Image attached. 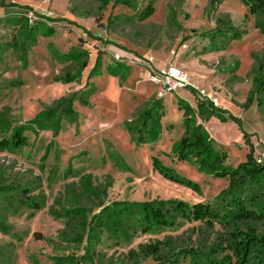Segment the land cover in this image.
I'll return each mask as SVG.
<instances>
[{"label": "rangeland", "instance_id": "1", "mask_svg": "<svg viewBox=\"0 0 264 264\" xmlns=\"http://www.w3.org/2000/svg\"><path fill=\"white\" fill-rule=\"evenodd\" d=\"M106 1L0 0V140L26 138L0 150V264H192L190 253H214L245 228L228 215L227 180L174 147L200 125L224 165L264 157V33L240 0H155L143 21L145 0ZM169 67L189 85L161 96L148 74ZM53 107L55 123L41 114ZM202 151L210 162L214 152ZM245 185L237 196L262 210L264 185ZM170 200L223 219L174 214L171 227L140 232L141 208L127 204L161 201L172 213ZM155 244L157 260L143 249Z\"/></svg>", "mask_w": 264, "mask_h": 264}, {"label": "trees", "instance_id": "2", "mask_svg": "<svg viewBox=\"0 0 264 264\" xmlns=\"http://www.w3.org/2000/svg\"><path fill=\"white\" fill-rule=\"evenodd\" d=\"M110 1L107 0L106 3ZM114 4H120L130 7L131 6L129 0H111ZM146 3L142 7V9L137 13V19L139 21H143L149 18L154 12V2L155 0H145ZM242 5L245 8L244 20L247 19L248 16H252L254 18V26L259 29L262 33H264V0H240ZM222 19H218L217 22L223 23ZM234 29V28H233ZM235 30V29H234ZM237 31H233L229 38H235V36L242 34ZM85 65L83 62L82 66ZM79 76V75H78ZM73 80V77H61V81L68 83ZM261 77L257 78L256 81H260ZM192 90V89H191ZM264 90V89H262ZM69 98H67V101ZM65 102V104L67 103ZM202 101H200L201 103ZM259 104H262V101L259 99ZM203 103H201L202 105ZM205 104V103H204ZM212 105L209 104L210 108ZM62 108V107H61ZM56 108L46 109V113L44 114L45 118L52 119L55 123L57 121V113L54 112ZM219 109V108H217ZM59 111L58 109L56 110ZM69 112V116H74V113ZM147 110L145 109L144 114L141 116L140 127L138 128V133L145 129L148 124L147 118ZM73 113V115H72ZM192 120L188 118V124H192ZM130 124V122H129ZM194 124V122H193ZM186 125V126H187ZM195 125V124H194ZM128 130H131L128 127ZM246 137V135L244 136ZM211 139L208 138L207 133L202 129L200 125H195L194 130L189 135H184L179 140L178 144L174 147L176 151V156L179 160H186L188 156H195L196 159L200 160L201 163H205V170L208 174H210L213 178H221L227 180V189L228 193V205L227 209L228 215H231V219L233 222H237L238 224H243L245 226L244 229L240 227H235L227 235L221 236L220 241L215 246V248L211 249L214 253L219 254L223 253L222 256H215L214 253L208 254H199L195 255L194 253H190L192 258V264H264V208L262 210H255L250 208L246 202L241 200L237 193L241 189H245L247 180H254L262 185H264V157L254 158L252 153H248L246 155V159L239 163L236 167H230L223 164L225 159V155L223 152H214V149L210 147ZM26 145V138L19 134L18 131H14L13 136H11L8 140L1 139L0 140V150L4 149H17L18 147ZM250 150L253 149V145L249 144ZM202 150L213 151L214 155L212 156L210 162H207L204 159L205 156L202 155ZM259 159V162L256 160ZM158 160L153 158L152 165L154 169H167L166 167H162L159 165ZM169 170V169H167ZM165 178H169L171 180H178L174 175L164 173ZM180 179V178H179ZM5 191L4 187L0 188V195ZM225 193V190H221L218 194V197H221L222 194ZM25 197H27L25 195ZM166 203V202H165ZM170 206H172L173 212L164 211L161 206V201L152 202V203H128L129 205L134 204L141 208L142 218L139 221V231L145 233L149 231L153 226H161V227H171L173 225V218L171 217L174 214H179L181 217H184L187 220L195 221V222H210L211 225L221 221V214L213 209L208 204H202L200 202L193 203L188 205L185 202L179 200H170ZM160 205V208H159ZM164 205V202H163ZM35 209H39L40 206L33 203ZM163 209V210H162ZM99 214V213H97ZM97 214H94L90 217V221L96 219ZM257 225H261V229L257 228ZM5 231V226L0 224V232ZM144 251L149 254L153 260H157L158 254V244L155 245H146L144 246ZM180 252L177 254L179 255ZM177 256V255H176ZM174 264V263H170Z\"/></svg>", "mask_w": 264, "mask_h": 264}, {"label": "built area", "instance_id": "3", "mask_svg": "<svg viewBox=\"0 0 264 264\" xmlns=\"http://www.w3.org/2000/svg\"><path fill=\"white\" fill-rule=\"evenodd\" d=\"M148 77L150 82L160 89L159 95L161 96L175 93L177 89L189 85L188 76L174 67L150 71ZM257 162H259V159H257Z\"/></svg>", "mask_w": 264, "mask_h": 264}]
</instances>
